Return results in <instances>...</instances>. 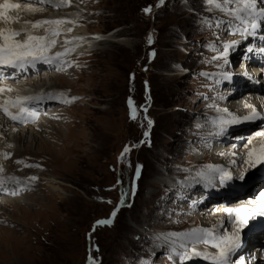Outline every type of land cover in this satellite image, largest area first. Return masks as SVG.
<instances>
[{
	"label": "rangeland",
	"instance_id": "1",
	"mask_svg": "<svg viewBox=\"0 0 264 264\" xmlns=\"http://www.w3.org/2000/svg\"><path fill=\"white\" fill-rule=\"evenodd\" d=\"M52 1L41 6L50 9L57 3ZM262 2L257 0L259 7ZM67 6L51 9L124 42L101 43L92 52L61 59L59 71H45L70 74L53 81L56 103L42 115L43 124H60L59 142L45 127L38 137L16 126L32 143L14 141L13 153L3 156V169L20 187L0 194V201L17 205L0 207V264L169 263L168 234L189 229L222 205L207 212L208 199L202 200V190L191 189L190 182L202 180L197 174L209 165L230 173L240 168L204 158V151L222 148L212 147L217 137L208 139L206 133L210 128L213 134V117L220 124L229 119L221 107L228 104L226 94H233L235 103L251 104L242 89L224 85L225 92L208 75L226 66L212 56L230 35L233 19L224 22L225 13L208 0H69ZM10 126L5 125L8 132ZM248 130L226 142V157L233 150L247 154L259 129ZM50 180L62 189L59 197L48 187ZM108 219L111 225L97 223Z\"/></svg>",
	"mask_w": 264,
	"mask_h": 264
},
{
	"label": "bare ground",
	"instance_id": "2",
	"mask_svg": "<svg viewBox=\"0 0 264 264\" xmlns=\"http://www.w3.org/2000/svg\"><path fill=\"white\" fill-rule=\"evenodd\" d=\"M18 1L19 0H10V2H12V3H18ZM54 1L59 2V0H54ZM41 4L42 3H34V4H30V5L20 4V8L12 10L8 13V15L10 17L8 22L0 21V29H9V30H15V31L26 30V31L31 32L33 35H36V36H44L46 34L45 29L49 27L48 25H44V26H41L38 28H33L32 24L35 23L36 21L49 20V19H63L65 21H71V23H65L64 25L59 26L60 34L57 37H55V39H56L55 46L51 48L50 52L45 53V55L51 56L53 58V62H52L53 65L51 67L46 68L48 66V63L37 62L35 64V67H37L39 64H41V65H43L42 68H37L35 71H31V68H33L31 66V68L29 67L30 69L26 68V69L22 70V73L18 77H15L12 79L3 78V80L0 81V87L13 90L11 92L0 93V97H1L0 103L10 102L11 100H13L17 96L37 98V100L33 104L30 105V107L37 106L35 109V111H36L35 118L26 117L23 121H20V120L14 121V120L10 119L7 115H5V113L3 111H0V166L2 167V170H0V176H1V178H0V194L2 191L6 190L7 188H9L11 186L13 189L9 190L10 193H12L13 190L14 191L17 190L20 187L16 183V179H15L16 177L14 176V174L3 169V167H4V165L2 164L3 156L13 153V152H11L13 149L10 148V144H12L14 141L15 142H17V141L23 142L24 144L25 143H27V144L32 143L31 141L25 140L26 135H23L22 133H19V131L15 130V129L18 130L19 128H16V126L13 125L14 123H20L21 126L26 127V130H29L30 132L34 133L35 136H38V137L40 136V134H38V131H40V129L42 127H45L44 128L45 131L50 129V133H49L50 138L52 140L54 139L56 141V143L59 142L57 140V131L58 130L56 127H59L60 124L59 123H56V124H53V123L48 124L47 123V125L43 124V122H44L43 116L45 114L44 115L41 114V116H40V110L42 111L43 108L49 109V107H51V105H54L56 103L55 102L56 95L52 93V92H55L54 91L55 90V86H54L55 83H53V81L54 80H64V79L66 80L70 74L65 75V73L63 72L62 76L59 74H56V75L52 74L51 75V72L49 73V72H45V71H47V70L54 71L55 66L63 58L71 59L72 57H75L79 54L92 52V51L96 50L97 46L100 45L101 43L105 44V43H113L114 42V43L123 44V42H124L123 39L117 38V37L113 36V34H103V33L97 32V31L91 32L84 23H82L80 20H78L79 19L78 16L77 17H75L76 15L75 16H73V15H69V16L62 15L61 16L60 13H53L52 12V9H51L52 6L49 7L50 9H47L48 6H41ZM53 4H55V3H53ZM36 5L37 6L40 5L41 8H39V6L36 7ZM67 7L68 6H64V7H60V8L63 9V8H67ZM52 8H54V6ZM234 14H236V13H234ZM253 15H255L256 18L249 16V15L239 17L240 18V20H239L240 21L239 22L240 28H239L238 33H239V35L241 33H243V35H241L242 36L241 38L236 39V41H234L232 43V44H234V47H238V45L241 44V41L244 38L247 39V38L251 37L250 35H254L259 30L260 24H258V22L261 23L260 15L258 12L254 13ZM235 17L237 18V15H235ZM45 18H47V19H45ZM252 23L257 24V28L255 30H253L250 27V25ZM67 29H71V31H67ZM97 37H99V38L97 39ZM257 38L260 39L261 37H259L257 35L256 39ZM17 39H23V36L17 37ZM254 40H255V38H254ZM65 41H68V43H65ZM262 41H263V39H262ZM262 41H261V43H262ZM256 45H257V43L254 41L252 43V46H249L247 48V50L250 51L249 49L254 48L256 51H258L259 48L262 49L261 44H259V46H256ZM57 52H60L63 55H61L59 58H56L55 53H57ZM224 52L225 51H223V53L220 56L224 57ZM240 53H241L240 54L241 56H239V61L241 64H243V62L248 60V58H250V56L248 57L249 53H244L243 50H241ZM254 54L256 55L255 52H254ZM259 54L260 55L262 54V56H263L264 52L263 53L260 52ZM227 56H228V52H227ZM234 58L235 57L233 56V59ZM242 66H243L242 68L245 69L244 64ZM254 70H256V69H254ZM40 72H42L41 75H33L36 73L39 74ZM248 72H249V70H248ZM243 73H245V72L243 71ZM250 73L252 75H255L252 72H250ZM238 74L241 75L240 72ZM57 75H59V76H57ZM27 77H29V78H27ZM230 80H232V79H230ZM236 83L237 84L230 85V87L233 88L235 91L242 89L243 90L242 92L244 93L243 96L246 97L247 100L251 102V105H253L255 108L260 107V105L262 103L260 101L263 99L264 94L257 97L258 100H260V101H258V100H256V102L252 101V99L250 97L253 98V95L249 94L248 91H245L244 87L242 85H240L239 82H236ZM242 92H240V93H242ZM247 94H249V95H247ZM231 95L233 96V94H229V93L226 94L227 97L226 96H224V97H226L225 99L228 101V104L225 103V104L221 105L223 111H224V109H227L226 113H231V112H234L236 110L240 111L241 107L243 105H245V104H243V105L241 104V100L239 102L235 103V101H233L235 99H231V97H232ZM234 97H236V96H234ZM46 100H48V101H46ZM44 104H46L45 107H43ZM9 110L13 114H17V112H18L17 108H13L10 106H9ZM261 110L262 109H260V111ZM54 113L55 112H52V113L48 112L46 116H48V117L54 116L55 117ZM38 116H39L40 120H39V118L37 119ZM5 122L7 124L10 123L12 125V126H10V129H12L11 132L10 131L8 132V129L5 128V125H7ZM240 124H242V123L226 124V125H223V127L238 126ZM6 127H9V126H6ZM258 129H259V131H257L253 135L252 139L251 140L249 139L248 151L250 149H252L253 146H258L261 141H264V136L257 135V133H264V121H261L260 123L256 124L255 129H252L250 127L248 132H251L253 130H258ZM23 130H25V129H23ZM210 132L212 133V129L210 130V128H208V131L206 133L208 139H211L210 137H213V134L211 135ZM229 132L231 133V131H229ZM238 132H241V131H238ZM238 132H235V134H237ZM10 133L13 137L10 136ZM7 136H8V139L6 138L7 140L1 139L2 137H7ZM236 136L239 137L240 135H236ZM10 137H12V138L15 137V140H11ZM31 138H33V137H31ZM223 141H224V139L221 138V144L220 145L217 144L218 147L222 145V148L220 147L219 149H212L211 152L204 151V153H208L207 155L204 154L205 155L204 158H210L211 161H213L214 163H217V165L223 164V163L224 164L225 163H227V164L232 163L233 165L238 164V166L240 168H238L237 172H234V173L231 172L232 179L227 180L225 183L221 184L220 179H219V174H215L216 179L214 181H212L211 183H208L207 181L200 180V179H198L199 181L197 179H195L197 183L194 182V180H192L194 183L190 182L191 189L199 188L200 190H202V192H203L202 200L208 199L209 205L207 207H205L207 212L215 209L217 207V204H219V203H229L228 200L230 199L229 197H231L230 193L232 191L236 190L237 183H239L241 181L239 179L240 174L242 172L245 173V169H248V168H251V169L253 168L251 171V172H253V170L255 171V169L259 166V165H257L256 167H249L248 165H246L244 163V161L247 159V154L243 156V154L241 152L238 153V151L236 152L235 150H233L234 152L232 154V157H230V158L226 157L227 156L226 153L229 150H226V147H225L226 141H224V142ZM40 145H42L43 147L45 146L43 143ZM248 151H247V153H248ZM13 158H14V156H13ZM240 159H242V161H240ZM245 178H247V176ZM50 183L51 184L48 187L50 188V190L52 192L56 193L55 195H57L59 197L61 195L62 189L58 186H55V182L53 180H50ZM204 188L209 189L212 192L214 191V192L221 193L223 191L225 193L224 194L222 193L223 194V197L221 196L222 199L212 200L209 198L208 192L205 191ZM205 192H207V193H205ZM9 195H11V194H9ZM1 206L13 209L17 205L16 204L12 205V204H10V202H8V200L2 199L0 201V207ZM225 219H226V217H225L224 211H222L221 209H218L216 213L213 212L212 214H209V215L207 214L204 217L202 216L200 219H196L194 221V224L191 225L189 228L195 227V225H197L196 223H198V222H199V224L200 223L202 224V222H203L204 224H206L208 226V227H206L207 229L215 228L217 232H221L222 227H221L220 222H223V225L225 226V224H226ZM185 220H187V219H185ZM202 227L205 228L204 226H202ZM231 229H233V228L231 227ZM237 230H238V228H237ZM237 230H235L232 233L233 236L238 235ZM249 243H250V241H249ZM182 247H183L182 245H177L176 248L181 249ZM196 250L199 252H207L210 254L212 252H216V248H212V247L209 248L208 245L207 246L204 245V247H202V248L196 247ZM190 262L195 264L193 259H190Z\"/></svg>",
	"mask_w": 264,
	"mask_h": 264
},
{
	"label": "snow or ice",
	"instance_id": "3",
	"mask_svg": "<svg viewBox=\"0 0 264 264\" xmlns=\"http://www.w3.org/2000/svg\"><path fill=\"white\" fill-rule=\"evenodd\" d=\"M69 0H59V2L53 4L54 7L60 8L68 5ZM210 4H213L215 7L219 8L221 11L230 12L231 10L225 5H230L233 3H239L243 5L242 11L247 15L251 16L254 13H259L260 18L264 21V8L257 9V0H208ZM34 4V3H52V0H20L18 3H12L10 0H3V3H0V21L8 22L10 17L8 13L12 10L20 8V4ZM164 0H160V4H163ZM145 12L151 11L150 8L145 9ZM65 23H71V21H65L63 19H49L36 21L32 24L33 28H38L44 25L49 27L45 29L44 36H36L31 32L26 30H9V29H0V79L3 78L2 70L6 68H11L13 70H24L28 67L34 66L37 62L52 63L53 58L51 56L45 55V53L50 52L51 48L55 46L56 39L60 34L59 26L64 25ZM250 27L255 30L257 28L256 23H252ZM71 31V29H67ZM243 35V33H241ZM23 36V39H17V37ZM99 37H97L98 39ZM151 42V37L149 38ZM68 43V41H65ZM234 47V44L226 45L224 58L225 63H227V48ZM251 51V49H249ZM63 55L60 52L55 53V57L59 58ZM225 78L227 74H225ZM12 89H7L0 87V93L11 92ZM61 97L64 96L63 93L59 94ZM37 98L34 97H15L10 102L0 103V111H3L10 119L16 121H23L26 117L35 118L36 111L32 107ZM130 107H132L131 101H129ZM9 106L17 108V114H13L9 110ZM245 107L250 108V114L244 117H238L234 114L229 113V119L221 121V134L226 130L223 125L241 123L243 121H254L256 119H264V115L256 110V108L251 104H246ZM227 112V109H224ZM132 118L135 119L133 112ZM149 127L152 124V121H148ZM147 132L145 135L147 136ZM257 135L264 136V133H257ZM127 151V149H126ZM17 163H20L19 161ZM234 163V162H233ZM249 167H256L257 165H264V141H261L258 146H253L247 153V159L244 161ZM2 170V167H0ZM247 169H245L246 171ZM219 174L220 183L223 184L227 180L232 179V175L226 169L216 166H206V170H202L197 175L201 177L202 180L211 183L216 179V175ZM244 173L242 172L239 176L240 180H243ZM32 179H35L33 177ZM261 197H264V193L260 194ZM123 203V201H122ZM118 211V209L116 210ZM116 211L112 213V218L115 217ZM225 211L229 216V223L235 225L239 223L241 226L247 225L249 219L253 216H264V203L260 204L257 208H226ZM98 224H107L111 225L112 219L98 221ZM223 222H221V227H223ZM239 231V230H237ZM185 239H188L193 245L195 244H210L213 248H216L218 251L216 254H210L207 252H199L194 248L189 253L185 251L182 255V259L187 260L192 257H200L203 259H208L211 261V264H229V259L232 254L235 253V250L239 247V235H226L221 232H217L215 228L205 229L198 228L193 229L191 232L185 234ZM91 259V258H90ZM243 264V262H241Z\"/></svg>",
	"mask_w": 264,
	"mask_h": 264
}]
</instances>
